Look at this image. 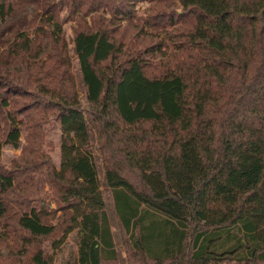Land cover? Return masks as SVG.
Listing matches in <instances>:
<instances>
[{
    "label": "trees",
    "instance_id": "1",
    "mask_svg": "<svg viewBox=\"0 0 264 264\" xmlns=\"http://www.w3.org/2000/svg\"><path fill=\"white\" fill-rule=\"evenodd\" d=\"M61 1L127 264L264 263V0ZM21 136L0 264H117L55 0H0V146Z\"/></svg>",
    "mask_w": 264,
    "mask_h": 264
},
{
    "label": "rangeland",
    "instance_id": "2",
    "mask_svg": "<svg viewBox=\"0 0 264 264\" xmlns=\"http://www.w3.org/2000/svg\"><path fill=\"white\" fill-rule=\"evenodd\" d=\"M55 1L57 2V5H58L59 19L61 21L62 34H63V38L65 40L67 50H68V56H69V61H70V72L72 74V77L75 83V89L78 94L81 111L86 120L87 128L90 134L92 160H93V164L95 167L96 177L99 183V188L101 191L102 199L105 205V210H106V214L108 217L110 230L113 235L114 249L117 255V264H127L122 246L120 244V241H119V238L116 232L111 195H110L109 189L104 184L103 170L101 167L100 155H99V152L97 151L96 135H95L94 129L92 128V125H91V122L89 120V116L87 113V107L85 103L84 91H83V86H82V81H81V74L79 72L76 56L73 53V49H72V39H71L72 38V28L75 25V21L74 19L68 18L62 1L61 0H55ZM147 5L148 4L144 1L140 2L135 7L137 14L141 13L143 9L147 7ZM59 135H60V132H59L57 124L54 121H50L46 125L45 130H44L43 152L47 155V157L50 159L51 163L56 169L58 168V162H59V155H58ZM22 144H23V137L21 136L19 146L17 149H11L7 147L6 145H1L0 146L1 164L4 166H8L9 161L11 159L16 158L20 154ZM48 192L49 191H47V187L44 185L41 190L40 196L47 201L51 197V195ZM53 207H54V204L52 202H49V208H53ZM65 238H66L65 240L66 242L64 244L63 250L60 253L61 255L60 254L57 255L58 261L59 259L63 260L68 252L74 250L72 242L70 240L71 239L70 236L67 234ZM200 264H264V263H259V262L235 263V262H224L223 261V262H214V263L202 262Z\"/></svg>",
    "mask_w": 264,
    "mask_h": 264
}]
</instances>
